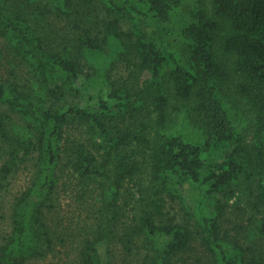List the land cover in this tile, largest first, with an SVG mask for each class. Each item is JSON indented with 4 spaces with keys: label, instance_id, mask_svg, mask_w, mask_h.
I'll use <instances>...</instances> for the list:
<instances>
[{
    "label": "trees",
    "instance_id": "obj_1",
    "mask_svg": "<svg viewBox=\"0 0 264 264\" xmlns=\"http://www.w3.org/2000/svg\"><path fill=\"white\" fill-rule=\"evenodd\" d=\"M185 2L0 0V192L29 173L0 264L54 252L47 216L64 175L89 206L80 264H114L119 246L173 264L196 239L211 264H264V0H195L180 15ZM241 192L255 245L223 226Z\"/></svg>",
    "mask_w": 264,
    "mask_h": 264
},
{
    "label": "rangeland",
    "instance_id": "obj_2",
    "mask_svg": "<svg viewBox=\"0 0 264 264\" xmlns=\"http://www.w3.org/2000/svg\"><path fill=\"white\" fill-rule=\"evenodd\" d=\"M194 2L195 0H186L179 9V14L184 15L187 8L193 6ZM87 68L86 64L85 69ZM7 70V65H5L4 69L0 66V74H6ZM145 77H147V74L142 76V78ZM225 101L235 116L237 128L245 135L247 140H250L253 119L247 107L232 94L225 97ZM176 124L177 127L184 126V130L188 134H192L186 126L185 120L179 118ZM28 180V171L21 168L10 177L6 190L0 192V243L11 228V207L14 196L25 188ZM68 181L70 180H68L67 175H64L62 183L56 189L55 208L47 216L48 225L55 238L54 252L42 259L28 261L26 264H50L51 262L52 264H80L77 249L82 237L88 233L84 219H87L89 206L82 204L77 197L78 187L75 182L70 181L68 183ZM189 191L185 190L183 193L187 200L191 199L195 194ZM239 196L241 197L240 208L235 209V207H232L227 210L223 226L229 231L232 239H237L243 246H247L249 243L255 245L258 241V234L252 228L253 211L246 204L244 192H241ZM170 204L174 206L171 212L175 213L176 218L182 221L184 210L181 208V203L174 201ZM112 253L114 255V264H142L141 254H130L128 256L125 253L123 254L120 246L115 247ZM211 257L210 251L200 243L199 239H196L191 243V247L181 254V259H178L173 264H211Z\"/></svg>",
    "mask_w": 264,
    "mask_h": 264
}]
</instances>
